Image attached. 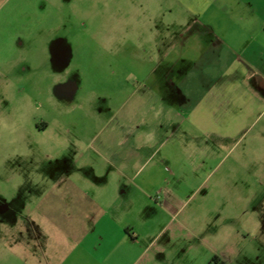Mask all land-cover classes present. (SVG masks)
Segmentation results:
<instances>
[{
  "label": "crops",
  "instance_id": "0c3cea01",
  "mask_svg": "<svg viewBox=\"0 0 264 264\" xmlns=\"http://www.w3.org/2000/svg\"><path fill=\"white\" fill-rule=\"evenodd\" d=\"M98 2L114 42L134 45L125 55H156L146 77L163 78L129 100L139 115L155 109L151 137L160 147L177 137L218 140L237 159L221 163L204 214L180 218L168 177L159 202L142 189L151 151L170 162L162 148L143 147L145 130L132 132L147 121L114 119L91 138L79 134L86 146L56 149L61 174L47 178L30 215L0 233L19 249L17 264H195L197 250L199 264H264V0Z\"/></svg>",
  "mask_w": 264,
  "mask_h": 264
},
{
  "label": "rangeland",
  "instance_id": "374dc122",
  "mask_svg": "<svg viewBox=\"0 0 264 264\" xmlns=\"http://www.w3.org/2000/svg\"><path fill=\"white\" fill-rule=\"evenodd\" d=\"M98 1L3 0L0 233L15 228L18 216L30 215L32 202L45 191L47 178L61 174L64 163L56 149L76 151L86 146L89 140L76 141L79 134L91 138L114 119L145 120L146 125H130L132 132L150 134L142 139L144 148L160 147L151 137L156 131L155 109L139 115L129 102L142 86L163 78L159 71H153L149 80L146 77L157 66L156 55H125L134 45L114 42L106 26V6ZM43 122L48 123L45 130ZM140 141L134 140L133 146L138 147ZM223 142L234 147L235 141ZM160 148L170 154L165 156L170 162H161L159 152L151 151L147 172H142L140 180L142 189L154 204L173 183L180 198V218L194 208L204 214L206 201L218 196L213 186L221 163H235L236 151L225 157L218 140L180 137L166 140ZM167 177L171 182L165 184ZM18 253L11 236L0 235V264H17ZM195 264H199L198 250Z\"/></svg>",
  "mask_w": 264,
  "mask_h": 264
},
{
  "label": "trees",
  "instance_id": "16d2710c",
  "mask_svg": "<svg viewBox=\"0 0 264 264\" xmlns=\"http://www.w3.org/2000/svg\"><path fill=\"white\" fill-rule=\"evenodd\" d=\"M208 264H210V263H208Z\"/></svg>",
  "mask_w": 264,
  "mask_h": 264
}]
</instances>
